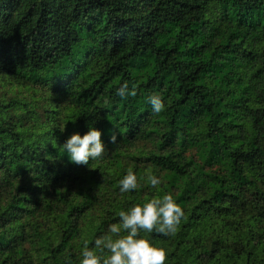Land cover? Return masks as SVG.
Masks as SVG:
<instances>
[{"label": "trees", "instance_id": "trees-1", "mask_svg": "<svg viewBox=\"0 0 264 264\" xmlns=\"http://www.w3.org/2000/svg\"><path fill=\"white\" fill-rule=\"evenodd\" d=\"M90 123L107 151L71 162ZM164 193L165 264H264V0H0V264H78Z\"/></svg>", "mask_w": 264, "mask_h": 264}, {"label": "clouds", "instance_id": "clouds-1", "mask_svg": "<svg viewBox=\"0 0 264 264\" xmlns=\"http://www.w3.org/2000/svg\"><path fill=\"white\" fill-rule=\"evenodd\" d=\"M115 91L121 98L135 95V87L129 88L127 81ZM148 102L153 113L158 114L165 108L158 94L150 95ZM111 139H116L115 133ZM60 147L62 152H67L69 160L77 164H88L90 158H102L107 151L101 140V130L91 123L83 135L72 133ZM148 182L155 187L162 181L158 176L149 174ZM118 184L120 193L135 190L138 188L137 176L129 169ZM183 215V208L170 193L148 199L142 204L133 203L118 212L119 221L109 224L106 234L94 239L93 247L88 246L87 240L83 241L78 264H165V250L142 236L141 231H155L164 236L174 234ZM66 264H72L71 260H67Z\"/></svg>", "mask_w": 264, "mask_h": 264}]
</instances>
